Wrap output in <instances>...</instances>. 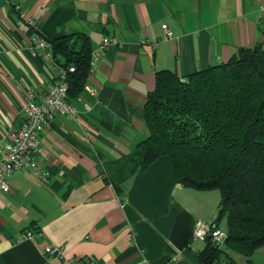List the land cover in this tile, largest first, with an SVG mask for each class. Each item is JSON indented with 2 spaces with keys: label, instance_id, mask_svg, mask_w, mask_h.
<instances>
[{
  "label": "crops",
  "instance_id": "1",
  "mask_svg": "<svg viewBox=\"0 0 264 264\" xmlns=\"http://www.w3.org/2000/svg\"><path fill=\"white\" fill-rule=\"evenodd\" d=\"M78 33L93 52L113 44L73 101L78 116L38 136L48 183L16 171L0 190V264H203L194 233L213 223L220 195L184 188L168 156L142 167L144 106L157 72L184 78L264 43V0H0V149L22 126L27 93L40 99L59 78L62 62L32 55L35 37Z\"/></svg>",
  "mask_w": 264,
  "mask_h": 264
},
{
  "label": "trees",
  "instance_id": "2",
  "mask_svg": "<svg viewBox=\"0 0 264 264\" xmlns=\"http://www.w3.org/2000/svg\"><path fill=\"white\" fill-rule=\"evenodd\" d=\"M68 74V99L77 100L91 75L92 41L83 33L49 41ZM149 129L142 167L168 156L176 181L196 191L220 192L212 225L226 220L227 240H206L203 264H236L264 246V43L241 48L226 63L184 78L156 73L144 106Z\"/></svg>",
  "mask_w": 264,
  "mask_h": 264
},
{
  "label": "built area",
  "instance_id": "3",
  "mask_svg": "<svg viewBox=\"0 0 264 264\" xmlns=\"http://www.w3.org/2000/svg\"><path fill=\"white\" fill-rule=\"evenodd\" d=\"M28 26L38 29L37 23L33 20L28 21ZM166 38L171 39L173 33L164 26ZM37 47L32 48L34 57L42 56L50 62V66L56 64L53 58L50 44L39 36L35 37ZM113 41L105 38L99 48L92 53L91 73L96 68V63L102 54ZM157 46L156 42H153ZM75 71L74 67H60L59 78L47 87L46 94L40 99L32 91L27 93L26 104L24 106L25 118L19 130L8 134L7 144L0 149V190L8 192L10 186L8 178L16 171L28 172L36 180L44 184L48 183L49 173L46 172L37 160L39 134L51 129L52 124L58 117L76 118L79 114L78 108L68 99L69 84L67 82L68 74ZM87 111L89 107L85 108ZM194 236L199 240H207L211 238L216 246L222 247L226 243L227 233L215 226L200 224L197 226ZM46 257L64 256V248L62 246H47L44 249ZM65 264H97L94 258L79 260L77 258L66 259ZM138 264H149L142 262Z\"/></svg>",
  "mask_w": 264,
  "mask_h": 264
},
{
  "label": "rangeland",
  "instance_id": "4",
  "mask_svg": "<svg viewBox=\"0 0 264 264\" xmlns=\"http://www.w3.org/2000/svg\"><path fill=\"white\" fill-rule=\"evenodd\" d=\"M216 194L220 195L218 190H213ZM219 228L226 232V220L222 219L219 223ZM231 257L235 260L236 264H264V246L254 252L249 258L242 254L231 252Z\"/></svg>",
  "mask_w": 264,
  "mask_h": 264
},
{
  "label": "water",
  "instance_id": "5",
  "mask_svg": "<svg viewBox=\"0 0 264 264\" xmlns=\"http://www.w3.org/2000/svg\"><path fill=\"white\" fill-rule=\"evenodd\" d=\"M211 238H208V240H210Z\"/></svg>",
  "mask_w": 264,
  "mask_h": 264
}]
</instances>
